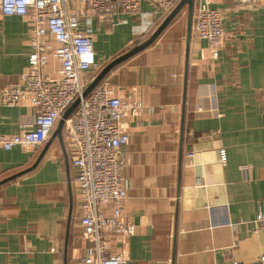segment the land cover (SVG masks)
Returning <instances> with one entry per match:
<instances>
[{"label":"crops","instance_id":"0c3cea01","mask_svg":"<svg viewBox=\"0 0 264 264\" xmlns=\"http://www.w3.org/2000/svg\"><path fill=\"white\" fill-rule=\"evenodd\" d=\"M210 7L227 33L217 59L196 36L195 7L190 28L185 7L102 80L146 105L122 124L130 135L122 148L124 216L137 225L116 245L127 264H254L264 256V227L255 223L264 216V5L211 0ZM151 10L142 4V12ZM166 18L147 19V33L141 15L81 23L94 39L96 77ZM31 51L26 21L0 15V90L27 70ZM57 68L52 62L47 72ZM36 114L28 104L0 106V134L30 128ZM46 145L0 149V182L29 169L0 184V264H79L85 254L64 129L37 163Z\"/></svg>","mask_w":264,"mask_h":264},{"label":"built area","instance_id":"2783aa9c","mask_svg":"<svg viewBox=\"0 0 264 264\" xmlns=\"http://www.w3.org/2000/svg\"><path fill=\"white\" fill-rule=\"evenodd\" d=\"M0 0V15L17 16L29 27V65L17 82L0 90V106L28 104L37 109L34 124L16 135L0 134V149L37 151L46 145L63 114L80 98L66 120V145L78 184L80 227L87 241L79 264H127L128 258L116 250L121 237L132 236L137 225L124 216L129 188L122 176V148L130 142L122 124L128 117L144 114L146 105L134 97H121L112 85L102 81L87 96L85 90L100 71L94 59V39L81 23L92 18L141 15L147 19L168 16L180 0ZM242 7L264 5V0H235ZM148 2L152 10L142 12ZM211 0L196 3V36L208 41L217 59L227 33L219 10ZM198 5V6H197ZM147 23V22H146ZM145 33L150 25H144ZM57 63V72L47 69ZM192 156V155H190ZM221 161L227 157L220 152ZM264 227V216L255 219ZM231 264H239L233 262ZM254 264H264V256Z\"/></svg>","mask_w":264,"mask_h":264},{"label":"water","instance_id":"95a60500","mask_svg":"<svg viewBox=\"0 0 264 264\" xmlns=\"http://www.w3.org/2000/svg\"><path fill=\"white\" fill-rule=\"evenodd\" d=\"M188 9V21H189V28L191 27L193 14H194V7H195V0H180L179 3L176 5V7L173 9V11L167 16V18L163 21V23L156 29V31L147 39L145 42L141 43L137 47L133 48L132 50L128 51L124 55L118 57L114 61H112L109 65H107L98 75L97 77L90 83L88 88L85 90L83 97H87L97 86L98 84L107 76V74L117 65L123 63L124 61L128 60L132 56L138 54L139 52L143 51L147 47H149L154 41L160 36V34L168 27V25L178 16V14L185 8ZM80 103V98L77 99L73 105L63 114L62 118L59 120L58 125L52 134L51 138L49 139L43 153L41 154L40 158L38 159L37 163L41 160L42 156L48 149V147L51 145V143L56 139L59 138L62 140V133L64 129V125L67 119L73 114V112L76 110ZM36 163V164H37ZM35 164V165H36ZM28 170H25L23 172H20L12 177H9L5 179L4 181L0 182V184L5 183L7 181H10L12 179H15L26 172Z\"/></svg>","mask_w":264,"mask_h":264}]
</instances>
